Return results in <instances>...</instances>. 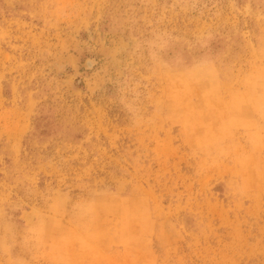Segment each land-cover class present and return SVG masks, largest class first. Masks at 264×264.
Listing matches in <instances>:
<instances>
[{
    "label": "rangeland",
    "instance_id": "1",
    "mask_svg": "<svg viewBox=\"0 0 264 264\" xmlns=\"http://www.w3.org/2000/svg\"><path fill=\"white\" fill-rule=\"evenodd\" d=\"M0 264H264V0H0Z\"/></svg>",
    "mask_w": 264,
    "mask_h": 264
}]
</instances>
